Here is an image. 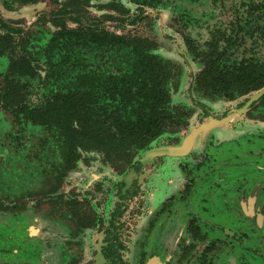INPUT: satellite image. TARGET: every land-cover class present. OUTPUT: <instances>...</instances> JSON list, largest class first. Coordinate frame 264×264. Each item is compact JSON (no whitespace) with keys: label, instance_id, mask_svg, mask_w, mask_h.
<instances>
[{"label":"rangeland","instance_id":"obj_1","mask_svg":"<svg viewBox=\"0 0 264 264\" xmlns=\"http://www.w3.org/2000/svg\"><path fill=\"white\" fill-rule=\"evenodd\" d=\"M0 18L12 27L0 24V264H97L100 227L114 228L116 215L123 221L115 229L124 235L125 264H145L158 251L169 256V221L151 203V183L167 176L173 159L182 167L201 159L183 152L145 156L160 146L179 147L192 130L211 124L213 140L233 132L239 152L261 157V167L247 154L239 157L227 178L253 183L264 175V92L258 93L264 87V0H0ZM80 28L93 30L66 33ZM73 40L82 59L71 68L62 54ZM144 55L163 66L148 71L161 80L148 82L154 95L148 101L131 97L136 86L120 77L130 69L125 59ZM61 103L68 112L65 105L88 112L52 119ZM16 105L24 106L18 115ZM33 108H40L36 119L27 115ZM206 108L210 115L203 116ZM205 140L202 148L210 145ZM222 151L209 157L212 164L229 159V149ZM128 176L133 188L119 196ZM241 179L229 183L231 191L241 190ZM257 184L247 194L259 190L263 206L264 182ZM206 186L212 199L206 212L198 210L201 218L230 222L220 189ZM253 224L254 234L243 242L256 252L264 248V220ZM200 227L211 232L208 224ZM205 240L197 234L194 242ZM185 256L176 264H188Z\"/></svg>","mask_w":264,"mask_h":264},{"label":"flooded vegetation","instance_id":"obj_2","mask_svg":"<svg viewBox=\"0 0 264 264\" xmlns=\"http://www.w3.org/2000/svg\"><path fill=\"white\" fill-rule=\"evenodd\" d=\"M0 20V24L2 26L4 21L3 19ZM5 24L12 28L8 23ZM202 113L203 116L210 115L207 108ZM210 125L200 128L202 130H192V135H189L185 140L188 144L186 145L183 155H191L194 156L196 160L200 158L201 161H197V164L193 161L192 163H188L182 167V165L177 164L173 159L174 164H171V168L169 169L171 171L167 173V176H160L163 178L158 177L155 179L156 181L154 183H151V192L153 193V197L155 199L151 203L154 208H159V211L163 212L161 218H165L169 221V224H167V233L169 236L166 239V241L168 240L166 248L170 247L168 249H172L173 252L170 253L169 256L165 257L162 256L164 252H155V255L149 257L145 264H147L149 260H152V264H160L159 262L161 261L166 264H172L173 261L174 264H176V262H178L185 255L188 264H193V261H196L195 264H258L259 261H257V256L264 258V248L259 247L261 251L254 252V248H256L255 245L243 242L245 238H249L254 234L253 223L256 225L258 221H262V219L264 220V205L260 206L257 203L258 196H260V194H258L259 190L253 191L251 194H247L251 188L250 192L253 188H255V185H258V182H264V175L263 173L257 175V178L255 182L253 180V183L249 181V178L245 180V177H240L242 178L241 181L243 180L241 190L234 189L231 191L232 188L228 187L229 183L240 180V178L235 177L233 180L227 178L229 175L227 167L230 165L235 167V164L238 163L237 161L243 156H246L248 151L246 149L243 152H239L237 146L235 144L233 146V132L224 137L223 134L220 133V138L218 140L214 138L213 140V136H211L212 134L210 135L211 131H209ZM203 138L204 140L206 139L205 143L207 140L209 141V148L201 147L199 141ZM192 140L193 142L198 141L200 146H194L196 143L192 145ZM180 142L182 143L183 141ZM202 143H204V141ZM225 143V150L228 148L229 153L231 154L229 159L221 165L212 164L209 157H215L217 152H220V155H222V149L224 148L221 146ZM191 145L193 148L190 147ZM211 145L215 147L217 145L218 146L214 151H211ZM167 147L171 148L170 146L164 145L155 149ZM193 151L194 154L192 153ZM163 154L165 155V153H161L160 155L155 156L159 158L163 157ZM207 154L208 157L206 159ZM197 155L199 157H197ZM204 155L205 158L203 159ZM247 155L253 157L255 166L261 167V164L258 161L261 158L259 155L256 157L254 154ZM171 157L177 158L178 156H175L172 153ZM262 159L264 160V156ZM152 164L151 169L149 168V172L153 175L156 174V167L159 162L157 160ZM262 165L264 166V162ZM262 168L264 169V167ZM262 168L259 172L262 171ZM176 169L180 170L177 174H175ZM214 170H218L219 173L218 175L212 177ZM232 171L233 170L230 171V175H232ZM146 172L147 171L144 170L141 176L145 175ZM209 180L210 182H208ZM133 181L134 179L130 178V176L122 179L124 184L123 187H121L122 192L119 193V196H125L124 194L133 188ZM206 182L209 184V187H217L220 189L223 208L222 214L225 216L230 215V222H222L215 225L201 218L202 214L198 213V210L202 208L203 213L206 212V209H208L207 204L212 199H207L208 192L210 191L208 186H206V188L203 187V183ZM158 190L163 191L159 196L157 194ZM197 193H201L202 195L196 197ZM121 205L123 209L125 204ZM236 206H238L240 210H236ZM229 210H231L233 214L230 213ZM125 211H120L119 213ZM113 212L114 214L118 213V211L115 210ZM120 217V215H116L115 219L111 220V224L114 225V228H103L104 226L100 227L102 228L101 233L103 235L100 240V245L96 248L94 254V259L97 264H125L123 258L125 246L123 244L124 239L122 238L124 235L119 237L117 233L120 231L118 228L115 229V226H118L119 222L120 224L123 222L120 221ZM102 223H105V220H103ZM201 223L205 225L208 224L211 228V232L209 234L200 227ZM197 234L207 236L208 240L199 243L194 242ZM74 255L75 258L73 261L79 262V257L76 254ZM184 264L186 263L184 262Z\"/></svg>","mask_w":264,"mask_h":264},{"label":"trees","instance_id":"obj_3","mask_svg":"<svg viewBox=\"0 0 264 264\" xmlns=\"http://www.w3.org/2000/svg\"><path fill=\"white\" fill-rule=\"evenodd\" d=\"M59 12H60V14L61 13H63V14L66 13V11L63 10V9L59 10ZM73 18H75V16ZM0 22H1V20H0ZM2 26L4 28H6L7 31H11L12 30V29H10V27L7 24H5V22L2 23ZM80 29L83 30V31L69 30L66 33L75 32V33L72 34V36L75 37L76 33H78V32L81 33V35H84V34H86V32L90 34L91 31L93 30V29H90V28H85V29L80 28ZM91 37L96 39V37L94 35H92V34H91ZM71 42H72V44H71ZM71 42H68V43H66V45H63V48L64 49L66 48V49L64 50V54H62V55H64V57H65L64 60L66 62H68L70 67L72 68L74 65H77V64L81 63L80 59H82V56L80 54L75 55L74 51L72 49V45L74 43H78V42L76 40H73ZM83 43L87 44L88 42L84 39ZM133 53H135V52H133ZM129 54H130V52L128 53V55ZM125 61L128 64H131V65H130V69H128L126 71L125 75L122 74L120 76L121 77V81L122 80H127V81H125V83L129 82V86H131V85L136 86V89H134L133 87L131 88V90H132L131 97L137 96V97H140V98H145V101H148L149 97L154 96L153 93H148V91H147L148 86H149L148 82L150 81V84L151 83L156 84L158 81H161L160 78H159L160 74L156 75V73H154V75L152 77H150L148 71H149V69L151 70V69H154L156 67H159L157 70L161 71L163 66H161L160 63H158V64L155 63L156 65H153L154 63H153L152 59L148 58L147 55H144L141 58L137 57L132 63L128 59H125ZM85 65H88V64H85ZM81 72L86 74V75L88 74V70L87 71L83 70ZM155 72H157V71H155ZM142 75H144V76L148 75L149 77H148V79L145 78V77H140ZM126 77H128V79ZM128 89H130V88H128ZM151 89L154 90L153 92H156V90H158L157 88H155V85H154V88L152 87ZM4 96H6V95H4ZM56 96L59 97L60 95L57 94ZM56 96L53 94V98H57ZM140 102H142V101H140ZM62 104L63 103H61L60 105L55 107L54 111H52V113H51V116L53 117L52 119H56L58 116H61V115L63 117H65V116H76V118H79V117L84 118L85 117L84 113L88 112V111L81 112L82 109L79 106H77V105L72 107V109L68 108V106L65 105V107L67 109L71 110V112H68L67 110H64L62 108ZM157 104L158 103H154V105H157ZM14 108H15V114L16 115H18L19 112H23V110H24V106L23 105H21V106L16 105V106H14ZM39 110H40V108H33L27 113V115L31 119H36L35 115L39 114ZM65 123L66 124H64V128H69L70 127L69 122L67 120H65Z\"/></svg>","mask_w":264,"mask_h":264},{"label":"water","instance_id":"obj_4","mask_svg":"<svg viewBox=\"0 0 264 264\" xmlns=\"http://www.w3.org/2000/svg\"><path fill=\"white\" fill-rule=\"evenodd\" d=\"M264 92V87L262 89H260V91L258 93H263ZM257 93V94H258ZM259 94V95H260ZM186 140V139H185ZM185 140H183L182 144L178 147L176 146H170L171 148L167 147V148H158V149H152L150 151H148L146 153L145 156V161L147 159H150L151 157L155 156V155H160L161 153H165V154H181L182 152H184V150L186 149V145L188 144ZM147 264H152V260H149Z\"/></svg>","mask_w":264,"mask_h":264}]
</instances>
